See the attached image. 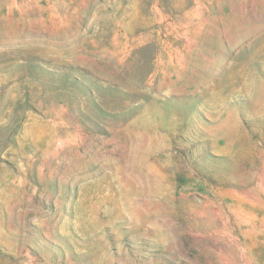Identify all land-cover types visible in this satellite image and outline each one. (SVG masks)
I'll list each match as a JSON object with an SVG mask.
<instances>
[{
	"label": "rangeland",
	"instance_id": "obj_1",
	"mask_svg": "<svg viewBox=\"0 0 264 264\" xmlns=\"http://www.w3.org/2000/svg\"><path fill=\"white\" fill-rule=\"evenodd\" d=\"M0 264H264V0H0Z\"/></svg>",
	"mask_w": 264,
	"mask_h": 264
},
{
	"label": "bare ground",
	"instance_id": "obj_2",
	"mask_svg": "<svg viewBox=\"0 0 264 264\" xmlns=\"http://www.w3.org/2000/svg\"><path fill=\"white\" fill-rule=\"evenodd\" d=\"M126 36V35H125Z\"/></svg>",
	"mask_w": 264,
	"mask_h": 264
}]
</instances>
